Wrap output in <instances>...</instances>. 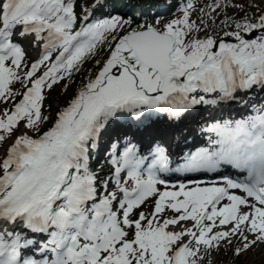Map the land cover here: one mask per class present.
Returning a JSON list of instances; mask_svg holds the SVG:
<instances>
[{
  "label": "snow or ice",
  "instance_id": "snow-or-ice-1",
  "mask_svg": "<svg viewBox=\"0 0 264 264\" xmlns=\"http://www.w3.org/2000/svg\"><path fill=\"white\" fill-rule=\"evenodd\" d=\"M250 7L185 0L166 24L133 28L81 16L77 0H0V264H203L264 245V106L209 125L207 146L175 167L166 148L149 156L131 141L112 144L110 174L91 163L121 114L139 126L149 110L179 119L264 92V14ZM105 50L55 118L45 114L54 86ZM221 169L192 185L164 178Z\"/></svg>",
  "mask_w": 264,
  "mask_h": 264
},
{
  "label": "bare ground",
  "instance_id": "bare-ground-1",
  "mask_svg": "<svg viewBox=\"0 0 264 264\" xmlns=\"http://www.w3.org/2000/svg\"><path fill=\"white\" fill-rule=\"evenodd\" d=\"M238 1V0H237ZM175 8L169 6L155 9L151 13L156 16L155 21L159 20L161 24H166L169 20L174 19V16H163L167 11H174ZM216 98V94L206 95V98ZM245 104H255L256 106H264V92L256 91L249 94L241 103H224L217 105H199L198 109H187L179 119H174L175 122L168 126H160L156 129L149 130L147 126L141 128L143 134V142L150 148L156 146H167L173 150L187 151L196 143H201L203 134L209 125L222 118H239L241 108ZM126 123L120 127H129ZM209 133V132H206ZM212 135V133H209ZM121 140L120 137L109 141V148L116 141Z\"/></svg>",
  "mask_w": 264,
  "mask_h": 264
},
{
  "label": "trees",
  "instance_id": "trees-1",
  "mask_svg": "<svg viewBox=\"0 0 264 264\" xmlns=\"http://www.w3.org/2000/svg\"><path fill=\"white\" fill-rule=\"evenodd\" d=\"M92 1L93 0H82L81 2H79V8L81 9L82 6L89 7L91 5ZM129 1H132V2L137 3L139 5H141V3L147 2V0H129ZM172 1L174 3L178 2V0H172ZM184 3H185V0L183 1V4ZM249 5H252V4L250 3ZM248 11H249L250 15H257L258 16V15L262 14V9H259L253 5H252V7H250L248 9ZM134 14H137V12H134ZM133 18L136 20V19H138V16L135 15V16H133ZM96 59H99L101 61V64H97L95 62ZM103 59H105V58H100L98 56L93 61L86 63L84 69L80 73L76 74L74 79L68 83L67 89H65L63 86H61V88L59 90V95H57V100L59 101L58 104L60 105V107L56 111L61 110L63 108L64 104H67V102L73 98L74 93L77 92L79 90V88L82 87L83 84L88 81L90 75H94L99 70V68L102 66ZM47 106H48V112L45 114L49 115L52 119H54L56 115L51 114V112H50L53 110V108L55 106L54 101H51V102L49 101L47 103ZM52 115H54V116L52 117ZM93 166H94L95 171H99V168L97 166H95V165H93ZM203 264H209V257L208 256L205 257ZM220 264H245V263L242 261L241 257L240 258L235 257L233 255V251L229 250L224 254L223 258L220 259Z\"/></svg>",
  "mask_w": 264,
  "mask_h": 264
},
{
  "label": "rangeland",
  "instance_id": "rangeland-1",
  "mask_svg": "<svg viewBox=\"0 0 264 264\" xmlns=\"http://www.w3.org/2000/svg\"><path fill=\"white\" fill-rule=\"evenodd\" d=\"M208 2V0H195V3L197 4V7H199L201 4H204ZM237 2H243L245 4H252L253 6H258V8L262 9L264 12V0H238ZM158 3V0H156V4ZM118 7L115 8V10ZM172 14V11L169 13H166L164 16H169ZM174 18L182 15L181 13H178L177 11L173 13ZM229 14L232 16H236L237 13L232 11L231 9H229ZM113 16V15H111ZM120 17L125 18V19H129V14L127 15H121L119 14ZM195 18V17H194ZM153 20H155V17L153 18H149L148 19V23H153ZM138 24H147L145 21L143 20H139L138 23L133 27L135 28ZM222 35V33H221ZM107 55V50H105L104 54L99 56L101 58L106 57ZM61 85H57L54 86V90L50 93L49 98L47 101H54L55 106L54 108H58V103L59 101L57 100V95H59V90H60ZM61 94V93H60ZM149 211L151 210L150 208L148 209ZM170 214V213H169ZM189 226H191V223H189ZM178 230V229H177ZM231 248H223L221 251H219L218 253H213L211 256H209L211 258L210 260V264H219V259ZM242 261L245 264H264V245H259L256 248L250 250L249 252L245 253L242 257Z\"/></svg>",
  "mask_w": 264,
  "mask_h": 264
}]
</instances>
